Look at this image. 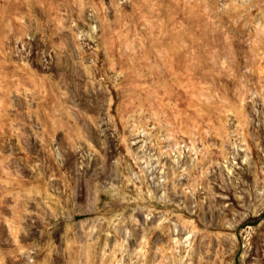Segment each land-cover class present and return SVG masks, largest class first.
<instances>
[{
	"label": "rangeland",
	"instance_id": "rangeland-1",
	"mask_svg": "<svg viewBox=\"0 0 264 264\" xmlns=\"http://www.w3.org/2000/svg\"><path fill=\"white\" fill-rule=\"evenodd\" d=\"M0 264H264V0H0Z\"/></svg>",
	"mask_w": 264,
	"mask_h": 264
}]
</instances>
